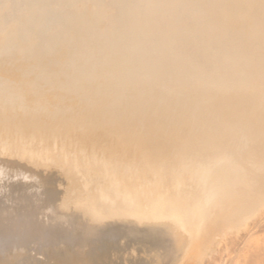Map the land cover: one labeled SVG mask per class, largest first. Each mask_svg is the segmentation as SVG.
Returning <instances> with one entry per match:
<instances>
[{"label":"bare ground","instance_id":"bare-ground-1","mask_svg":"<svg viewBox=\"0 0 264 264\" xmlns=\"http://www.w3.org/2000/svg\"><path fill=\"white\" fill-rule=\"evenodd\" d=\"M52 1L25 59L0 46V159L62 166L95 220L132 219L96 241L124 264H214L264 210V0ZM27 174L0 170V264H74L53 257L73 223Z\"/></svg>","mask_w":264,"mask_h":264},{"label":"rangeland","instance_id":"rangeland-1","mask_svg":"<svg viewBox=\"0 0 264 264\" xmlns=\"http://www.w3.org/2000/svg\"><path fill=\"white\" fill-rule=\"evenodd\" d=\"M15 2H16V4H15ZM18 3L21 5L18 6L19 5ZM16 7L18 8V10ZM35 7H36V9H35ZM57 11H58V13L61 12L62 6L57 5L52 0H31V1L30 0H28V1L27 0H0V20H1L0 21V30H1L0 31L1 32L0 33V46L3 45V47H5L8 44L6 48H8L10 52H13V51L17 52L16 53L17 56L21 57L22 59H25L24 55H21V54H23V52H25V50L28 49L27 46H28V41L30 40V38H33L35 36L36 37L46 36V34H50L53 31L54 26H53V22H51V21H53V17L56 14H58V13H56ZM13 17H14V19H13ZM4 18H6V19L4 20ZM10 20L13 22H11ZM15 20H16V22H15ZM22 20H24V21H22ZM27 22H29V23H27ZM1 23H3V24H1ZM27 24H28V26H27ZM43 29H46L45 31L48 30V32H45ZM26 30H27V33H25ZM36 30H38V31H36ZM42 30L45 32V34ZM29 32H30V34H29ZM41 32H43V35ZM28 34H29V36L31 35V37H29ZM20 37H21L22 42L20 40ZM5 38H6V40H5ZM197 39L198 38L195 37V43L196 44L193 42V44L188 46V49H187V47L183 48L184 50L183 49L179 50L178 54H176L177 52H175V57L176 58L181 57V56L185 57L186 55H188L186 57L190 60L192 58V60H193V58L196 54L200 55L199 53L202 52L203 48H205L204 50H207L206 47H208L210 43L209 44L206 43V44L202 45V44L198 43ZM12 40H13V42H12ZM213 45L216 46V44H213ZM194 52H195V54H194ZM0 73H1L0 74V81L7 78V74L5 73V71H2ZM3 160L4 159H0V170H6V171H10V172H17V173H24V174L28 173L27 175H29L32 178L41 179L44 182L48 181L49 182V183L47 182L48 186L52 189H55L56 198H57L56 206H58V211L62 215L60 217H62L64 222H70L71 221V223H73V225L68 224L67 232H65L66 235H65L64 244H63V247H64L63 251L64 252L63 253L60 252V254L53 255L54 258L61 260L62 259L61 257H63V254H66L73 261L74 264H86V263H84L85 259L88 257V254L92 253L93 255L95 254L94 256H97V260L94 257V259H95L94 263H96V264L98 262H99V264H124V262L121 259H119V258L117 259L114 257V255H113L114 253L112 251H117L116 249H112L111 246H110L111 247L110 248L107 244L106 245L103 244L102 246H101V244L97 245L96 241L99 239V235H100L101 231L106 226H108L112 223H116L118 221L128 223V222L133 221L132 219L126 218V217H121V218H116V219H108V220H100V221L95 220L93 218V216L91 215L88 207H87V198H86L87 193L85 192L86 188H85L82 180L79 179V177L70 173L68 170H66L62 166L56 165V164H54L48 160H40L34 167L28 169V168H23V167L14 165V164H10L9 162H5ZM6 161H8V160H6ZM10 184L12 185V188H13V194H15L16 192L22 191L20 183H17L16 181L14 183V182L10 181ZM79 210H80V212H79ZM83 210H84V212H83ZM260 215H261V217H260ZM257 217L254 219V224H252V226L250 228H252L254 226L255 227L258 226L260 228L255 229V227H254L253 229H251V230H253L252 232H250V229L248 228L249 230L246 229V231L244 230V232L237 235V237H239V238H237V237L233 238L234 240L236 238L240 239V240L234 241L233 239L232 240L228 239L227 242L221 244L218 247L219 254L216 257L214 264H224V263L225 264H231L232 261H230V257H231V260H233L235 258L233 256L238 255L237 256L238 258L236 257L237 260L238 259L241 260L240 254L246 255L247 258L249 257L248 261H249V259L252 260L253 264L255 263L254 261H256V260L253 261V259H255V258L257 259V262H258L257 264H261V262H264V260L261 261L263 258L261 259V256H259L261 254L258 255L259 252L257 251V250L261 251V249L264 248V247H262L263 244L261 245L263 240L259 244L260 245L259 247H262L261 249H258L259 247L258 248L256 247L257 250L254 248L255 244H256V246L258 245V240H259L258 238L259 237L264 239L263 238L264 234H262V230L264 229L263 228L264 227V222H263L264 210L262 211V214L260 213ZM255 222L256 223L258 222L257 223L258 225L255 224ZM257 229H258V231H260V233L257 231ZM257 233H258V235H260L259 237H256V236H258V235H256ZM242 234H244L245 239H242V237H241ZM245 234L247 237L245 236ZM251 234H255L254 236L256 238L254 236H253V238H250V236L252 237ZM247 238H250L252 240L253 243L252 242H251L252 244L250 243L251 246L249 245V243H247L251 240L250 239L248 240ZM241 239L243 242H241ZM246 239L248 241H246ZM253 239H254V241H253ZM233 241L235 243L232 244ZM245 241H246V243H245ZM243 243H245V245ZM230 244H232V245H230ZM239 244H241V245H239ZM237 245H239L240 247ZM242 245H244V247H242ZM252 245H254V246H252ZM103 246H105V247H103ZM245 246L250 248L248 251H249V253L251 252V254L254 257L251 256V254L246 253L245 249H241V248H245ZM102 247L105 249H103ZM236 247L239 248V252H237L238 250ZM107 248H109V249H107ZM225 248H226V250H229L231 248V251H232V252L230 251L231 254L229 253V251H226ZM102 250L104 252H106V254H104V252L102 254L101 253ZM129 250L130 249H128V251ZM242 250H243V252H242ZM128 251H126V252H128ZM256 251H257V253H256ZM93 252H95V253H93ZM98 252L101 253V254H98L99 257L96 254ZM256 254L258 256H256ZM239 256H240V258H239ZM246 256L243 257L244 261L247 259ZM262 256L264 257L263 253H262ZM35 257L37 260H43V257L41 255H36ZM236 258H235V261H236ZM223 259H224V263H223V261H221ZM227 259H229V261H227ZM240 260H238L237 262H235V261L234 262L238 263V264L244 263L242 261H241L242 263H240L239 262ZM110 261H112V262H110ZM220 261H221V263H219ZM247 263L249 264V262H247ZM247 263L245 261L244 264H247Z\"/></svg>","mask_w":264,"mask_h":264}]
</instances>
